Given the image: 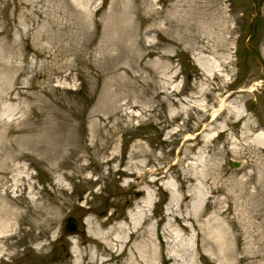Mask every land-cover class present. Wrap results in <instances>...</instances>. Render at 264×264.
Instances as JSON below:
<instances>
[{
  "label": "rangeland",
  "instance_id": "rangeland-1",
  "mask_svg": "<svg viewBox=\"0 0 264 264\" xmlns=\"http://www.w3.org/2000/svg\"><path fill=\"white\" fill-rule=\"evenodd\" d=\"M254 3L246 42L264 62ZM253 10L0 0V207L18 224L6 264H264V150L251 144L264 72L242 44ZM141 201L139 234L109 251L98 234L132 232ZM67 216L82 235L60 229Z\"/></svg>",
  "mask_w": 264,
  "mask_h": 264
},
{
  "label": "bare ground",
  "instance_id": "bare-ground-1",
  "mask_svg": "<svg viewBox=\"0 0 264 264\" xmlns=\"http://www.w3.org/2000/svg\"><path fill=\"white\" fill-rule=\"evenodd\" d=\"M238 113H239V111H238ZM251 139H252L251 140V142H252L251 144L252 145L257 146V147L261 148L262 150H264V134L263 133H255L254 136L251 137ZM24 173L25 172L22 173L23 176L21 178H19L17 181L23 180L25 178ZM172 196H173V194H172ZM203 196L204 195L197 196V198H196L197 200L193 203V207H195V209L197 208V206L200 203L203 202V200H205ZM186 199H188V195L185 194L180 199L175 198V200H174V201H176L175 205L173 204V202L172 203L170 202V203L172 204V206L174 205V206L178 207V206L182 205L183 204L182 201H184ZM145 204H146L145 201H141L139 203V206H137L136 209H135L137 218H140V222L134 226V229L132 230V232L130 231V228L127 227V225H124V226L123 225H119L117 227H113V228H110L108 230H105L104 232L99 233L98 236H97V239H99L101 241V243L104 244L105 246L111 248V249H108L109 251L111 250L112 252L115 253V250H114L115 248L114 247H120V251L119 250H117V251L122 252L121 250L126 245V239L125 238L126 237L127 238L128 237H133V236L139 234L138 233V229L140 228L141 223L145 221V216H144V212H143L144 208L146 207ZM169 209H172V207L169 208ZM15 213H14V210H11V208L9 209L8 207H6V208L0 207V264H6L8 262L7 258H11V257H13L15 255V253H11V252L7 253L6 252L7 251V247L4 246V242L6 240L12 238V233H13L12 230H13V228H15L16 225L18 227L17 220H15V218H14ZM48 219H49V217L46 218V220H48ZM85 224H86L87 227L91 226L90 225L91 224L90 220L86 219L85 220ZM62 231L64 232V230H62ZM125 231H126V234H125ZM15 232H16V229H15ZM117 232L121 233L123 235V237L118 235ZM218 240H219V237H218ZM10 247L12 248V245L8 244V248H10ZM119 252L116 253V254H119ZM91 255H92V258L95 257L94 254H91ZM129 256H130L132 262H133V259L137 263L145 262V249L143 247H141L138 251L130 252ZM167 258H170V257H167ZM103 260H105V259L104 258H99L98 259V261L100 263ZM77 261H78V259L76 260V262Z\"/></svg>",
  "mask_w": 264,
  "mask_h": 264
},
{
  "label": "water",
  "instance_id": "water-1",
  "mask_svg": "<svg viewBox=\"0 0 264 264\" xmlns=\"http://www.w3.org/2000/svg\"><path fill=\"white\" fill-rule=\"evenodd\" d=\"M253 2V14L250 16V19L248 21V28H247V34H246V38L243 40V46L251 53L254 61L256 62V64L259 66V68L264 72V62L262 60V58L260 57V55L249 45L247 44V38H248V35H249V32H250V29H251V21H252V18L253 16L255 15V12H256V6H255V3H254V0H252ZM232 166L233 167H237V164L236 162L233 163L232 162ZM101 216L103 214H100ZM64 220V221H63ZM61 221V225H60V228L61 230H64V233L65 234H78V235H82L83 234V231L81 230H78L76 228L77 224L75 222V220L73 219V217L71 216H67L65 217Z\"/></svg>",
  "mask_w": 264,
  "mask_h": 264
}]
</instances>
